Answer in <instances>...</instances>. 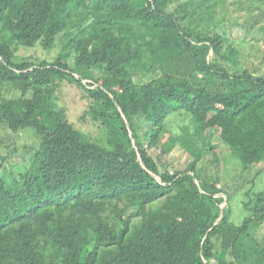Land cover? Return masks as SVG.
I'll list each match as a JSON object with an SVG mask.
<instances>
[{
    "label": "trees",
    "instance_id": "trees-1",
    "mask_svg": "<svg viewBox=\"0 0 264 264\" xmlns=\"http://www.w3.org/2000/svg\"><path fill=\"white\" fill-rule=\"evenodd\" d=\"M176 2L0 0V93H12L0 126L39 138L26 168L0 162V264H264V189L247 193L235 225L233 195L197 170L215 133L238 160L236 193L264 172V76L230 71L236 51L193 32L183 21L199 7L170 11ZM59 40L50 62L16 54ZM63 82L84 91L103 144L67 120ZM175 146L190 163L160 171L149 150Z\"/></svg>",
    "mask_w": 264,
    "mask_h": 264
},
{
    "label": "rangeland",
    "instance_id": "rangeland-1",
    "mask_svg": "<svg viewBox=\"0 0 264 264\" xmlns=\"http://www.w3.org/2000/svg\"><path fill=\"white\" fill-rule=\"evenodd\" d=\"M181 4L188 5V10L191 11L192 8L199 7L197 11H192L196 12L192 17L183 21L187 27L198 34L219 33L225 37V48L231 47L236 51L238 67L227 63L230 71L245 69L255 75L264 76V32L261 31V27H264V0H177L169 10L174 11ZM60 51L59 40L55 48L50 51H45L40 46L18 47L16 54L30 58L32 61L50 62ZM153 76H142L138 82L145 83ZM87 82L89 81L85 80L82 83ZM56 94L57 104L65 111L67 120L89 138L103 144L105 142L103 132L88 118L83 117L89 104L84 91L75 84L63 82ZM1 96L11 97L12 93L2 90ZM182 123V118L172 120L176 132L179 131ZM211 143L215 148L211 154L204 156L197 163L198 174L203 180L217 181L218 188L233 195L230 220L238 225L249 216V212L243 207V203L248 201L245 198L247 193L250 195L251 192L264 189V172L259 175L253 186H247L236 193L238 187L244 183L238 160L231 156L217 134L211 133ZM38 145L39 138L33 131L26 130L12 134L4 126H0V162L14 173L29 166L32 154ZM149 154L157 162L160 171H181L191 161L180 146H175L166 154H163L161 149L153 148L149 150ZM259 168L260 166L253 171ZM254 237L264 245V224L254 231Z\"/></svg>",
    "mask_w": 264,
    "mask_h": 264
},
{
    "label": "water",
    "instance_id": "water-1",
    "mask_svg": "<svg viewBox=\"0 0 264 264\" xmlns=\"http://www.w3.org/2000/svg\"><path fill=\"white\" fill-rule=\"evenodd\" d=\"M127 126H128V124H126ZM131 136V135H130ZM132 137V136H131ZM141 165H142V163H141ZM192 175V177H193V179H194V181H195V183L197 184V182H196V179H195V177H194V175L193 174H191ZM218 196H220V197H223L224 198V202L222 203V205L220 206V208H223V206L224 205H226V203H227V197L226 196H222L221 194L220 195H218ZM221 215H222V211L220 212V217H219V219L221 218Z\"/></svg>",
    "mask_w": 264,
    "mask_h": 264
}]
</instances>
